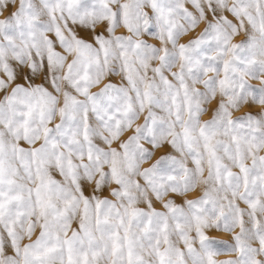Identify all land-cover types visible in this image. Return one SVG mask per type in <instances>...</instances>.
<instances>
[{
  "label": "snow or ice",
  "instance_id": "6c2138e0",
  "mask_svg": "<svg viewBox=\"0 0 264 264\" xmlns=\"http://www.w3.org/2000/svg\"><path fill=\"white\" fill-rule=\"evenodd\" d=\"M10 4L0 264H264V0Z\"/></svg>",
  "mask_w": 264,
  "mask_h": 264
},
{
  "label": "rangeland",
  "instance_id": "374dc122",
  "mask_svg": "<svg viewBox=\"0 0 264 264\" xmlns=\"http://www.w3.org/2000/svg\"><path fill=\"white\" fill-rule=\"evenodd\" d=\"M17 2H18V0H17ZM13 10H14V8H13V6L10 4V5L8 6V8H7L6 10L3 11V15H0V19H2V18H4L5 16H7V15H8L11 11H13ZM229 18L231 19V17H229ZM203 27H204V25L201 24V25H200V26H199L194 32L190 33L188 37L183 38V39H182V42L186 41L187 39H189V38H191V37L196 36V35H197V34L203 29ZM97 30L100 31L101 29H97ZM120 32H124V30H123V29H119V30H118V34H119ZM80 35H81L82 37H84L85 39L90 38V37H89V34L86 33V32H84V31H81V32H80ZM242 38H243V37H237L236 39H237V40H240V39H242ZM149 42H151V43H156V41H149ZM234 42H235V41H234ZM25 71H27V69H25ZM110 79L112 80L113 83H116V84H119V83H120V78H119V77H111ZM18 82L23 83V80H20V81H18ZM41 82H42V80H40V79H37V80H36V83H41ZM251 83H252L253 85H259V81H256V80L251 81ZM93 91H96V89H93ZM214 107H215V102H213L212 104L208 105L209 111H208V113H206V114L202 117V119H204V120L209 119V118L211 117V115H212V111H211V110H212ZM242 111L258 112V111H259V108L244 109V110H242ZM240 114H241V113H236V115H240ZM138 122H140V123L143 122V116L140 118V121H138ZM160 154H161V153H157V156L160 155ZM260 155H264V151H262V152L260 153ZM154 159H155V157H154ZM248 163L250 164L251 161H248ZM232 170H233L234 172H238V171H239V169H237V168H233ZM57 178H59V177H57ZM194 195H199V192L195 193ZM190 198H191V196H190ZM177 203H182V200H181L180 198H177ZM156 207L159 208V205H156ZM241 207H244V205L241 204ZM74 226H75V225H74ZM237 231H238V229H237ZM207 235H208L210 238H212V239H215V240H218V241H224V242L229 243V244L234 242V241H233V238H232V234H230V233L218 232V231L212 230V231H208V232H207ZM235 258H236V257H235V254H221V255H219V256L216 257V259H218V260L235 259Z\"/></svg>",
  "mask_w": 264,
  "mask_h": 264
}]
</instances>
